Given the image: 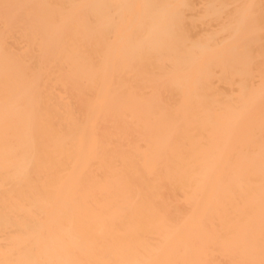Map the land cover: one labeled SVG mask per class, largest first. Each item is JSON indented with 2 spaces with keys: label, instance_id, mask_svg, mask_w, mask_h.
I'll return each mask as SVG.
<instances>
[{
  "label": "bare ground",
  "instance_id": "obj_1",
  "mask_svg": "<svg viewBox=\"0 0 264 264\" xmlns=\"http://www.w3.org/2000/svg\"><path fill=\"white\" fill-rule=\"evenodd\" d=\"M0 264H264V0H0Z\"/></svg>",
  "mask_w": 264,
  "mask_h": 264
}]
</instances>
